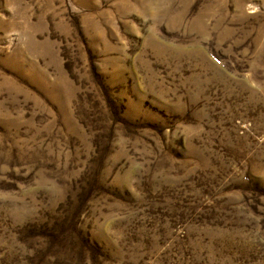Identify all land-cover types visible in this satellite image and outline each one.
Listing matches in <instances>:
<instances>
[{"label":"rangeland","instance_id":"1","mask_svg":"<svg viewBox=\"0 0 264 264\" xmlns=\"http://www.w3.org/2000/svg\"><path fill=\"white\" fill-rule=\"evenodd\" d=\"M0 264H264V0H0Z\"/></svg>","mask_w":264,"mask_h":264}]
</instances>
